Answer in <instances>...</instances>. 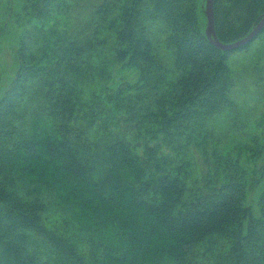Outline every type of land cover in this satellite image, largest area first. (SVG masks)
Returning <instances> with one entry per match:
<instances>
[{"label":"trees","instance_id":"trees-1","mask_svg":"<svg viewBox=\"0 0 264 264\" xmlns=\"http://www.w3.org/2000/svg\"><path fill=\"white\" fill-rule=\"evenodd\" d=\"M27 1L0 99V264H264V145L229 63L252 42L215 46L206 0H100L78 27L65 0ZM214 9L230 43L264 0Z\"/></svg>","mask_w":264,"mask_h":264},{"label":"rangeland","instance_id":"rangeland-1","mask_svg":"<svg viewBox=\"0 0 264 264\" xmlns=\"http://www.w3.org/2000/svg\"><path fill=\"white\" fill-rule=\"evenodd\" d=\"M100 0H65L60 19L71 25H81L90 19L93 5ZM27 0H0V99L10 86L18 68L22 43L30 41L31 24L25 18ZM207 18V16H206ZM207 26V25H206ZM252 42V43H251ZM246 48L233 51L229 63L233 71L235 86L232 96L241 116L248 122V130L260 135L264 145V34L251 41ZM219 125L228 122L225 116L218 118ZM246 128V132L248 131ZM245 138H248L245 133ZM264 162V151L257 165ZM259 186L248 192L247 202L256 208ZM5 262L4 256L2 257Z\"/></svg>","mask_w":264,"mask_h":264},{"label":"water","instance_id":"water-1","mask_svg":"<svg viewBox=\"0 0 264 264\" xmlns=\"http://www.w3.org/2000/svg\"><path fill=\"white\" fill-rule=\"evenodd\" d=\"M215 0H206L205 13L207 16L206 34L209 40L217 47L223 50H231L245 46L254 40L258 34L264 29V16L257 25L244 37L230 43L222 42L218 39L215 32Z\"/></svg>","mask_w":264,"mask_h":264}]
</instances>
